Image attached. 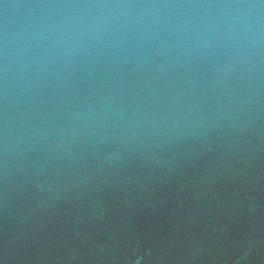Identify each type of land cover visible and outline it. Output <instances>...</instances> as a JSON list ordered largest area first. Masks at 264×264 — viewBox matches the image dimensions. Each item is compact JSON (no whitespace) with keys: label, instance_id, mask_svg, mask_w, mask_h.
<instances>
[{"label":"water","instance_id":"obj_1","mask_svg":"<svg viewBox=\"0 0 264 264\" xmlns=\"http://www.w3.org/2000/svg\"><path fill=\"white\" fill-rule=\"evenodd\" d=\"M0 264H264V0H0Z\"/></svg>","mask_w":264,"mask_h":264}]
</instances>
